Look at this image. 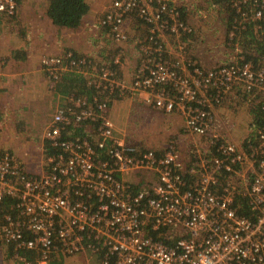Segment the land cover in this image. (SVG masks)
<instances>
[{"label":"built area","instance_id":"2783aa9c","mask_svg":"<svg viewBox=\"0 0 264 264\" xmlns=\"http://www.w3.org/2000/svg\"><path fill=\"white\" fill-rule=\"evenodd\" d=\"M18 1L0 0V15L13 16ZM222 1L234 11L227 40L236 55L213 68L190 61L182 73L165 58L160 33L192 32L176 0H113L99 19L117 40L128 14L150 27L129 87L112 68L119 56L100 64L72 52L41 58L51 86L75 71L111 94L134 92L157 111L179 112L183 132L207 145L189 162L171 140L162 151L137 146L116 133L107 99L57 93L42 134L55 151L45 148L47 170L29 172L0 151V203L15 201L0 215V239L24 264L31 263L17 253L23 249H37L38 264L52 253H88L97 264H264V120L246 145L236 144L216 133L211 109L237 90L264 101V71L253 69L242 44L248 26L264 43V0ZM69 125L93 133L68 140L62 134ZM134 174L152 178L136 188ZM238 197L248 200L250 217L238 214Z\"/></svg>","mask_w":264,"mask_h":264},{"label":"crops","instance_id":"0c3cea01","mask_svg":"<svg viewBox=\"0 0 264 264\" xmlns=\"http://www.w3.org/2000/svg\"><path fill=\"white\" fill-rule=\"evenodd\" d=\"M47 2L48 0H21L17 19L12 20L13 22H20L24 28L21 31L17 26H14L12 28L14 34L17 37L20 36L17 40H12L11 44L0 47V126L3 124L5 128H8V134L12 132L13 134H21L22 136L18 137V140L22 139L24 148L35 147V143H38V136L43 133L42 127L50 119L47 112L48 105L49 103L53 104V108L57 101L54 92L50 90L48 80L41 70L40 58L42 56L60 55L65 50L63 47H71L70 45H72L73 51H76L78 55L87 56L95 64H100L103 61H111L115 55H120L122 52L121 59H124V63H120L119 70L121 74L126 71L127 76L125 74L123 76L130 79L133 70L131 66L137 62L136 58L138 57L134 48H145L148 43L146 39L150 27L135 14H128L126 15L128 17L124 19L122 30L126 38L122 41L113 40L112 34L108 31L109 29L107 30V28L99 25V19L104 16L112 0H86L89 10L84 15L81 25L76 29L55 25L47 15ZM180 2H183L182 5L185 7L187 22L196 27L193 36L187 42L188 45L191 44L188 53L192 55V59L196 60L205 69L233 61L236 55L235 48L234 50L233 48L229 49V53H227V47L224 45L228 29L223 24V16L218 17L217 20H214L213 16H209L207 20L204 19L205 23H203L200 17L205 18V15L200 11L201 9H197L195 4L189 0H181ZM189 4H191V7ZM226 19H228V14ZM4 22L5 19L0 17V27L3 26ZM72 34L73 36L76 35V46L73 45L74 42L70 44ZM158 42L163 46L162 48H169L172 52H174V48H186L184 46L186 44L180 42L179 36H171L168 33H160ZM137 53L141 57L143 52L140 50ZM258 56L264 63V54ZM180 62L182 70L185 71V58L182 57ZM187 72H189L188 69ZM229 93L224 99L235 101L242 98L239 97L238 90ZM139 97L141 96L135 95L129 98V106L134 114L139 113L140 107L142 113L147 111L146 105ZM113 102H116L115 98L112 100L111 105ZM114 106H117V104ZM243 107L242 105L238 108ZM211 109L215 117H221L222 123L226 121L227 106H212ZM127 114L123 130L125 133L131 122L130 119L135 117L134 114H129V112ZM155 114L161 115L157 111ZM173 114L174 117L168 118ZM171 115L160 120V126H150L154 136L151 137L152 139L149 142L162 140L161 144L166 145L163 136L160 137L161 134L168 131L177 134L179 127L181 130L182 118L175 112ZM248 116V122L250 123L251 116L249 114ZM216 129L221 134L220 126ZM5 134H7V131ZM122 135L127 140L132 139L130 135L128 137ZM11 143L12 141L9 139L1 140L0 138L2 147H13ZM185 161L189 162V159ZM139 175L141 176V174ZM146 180L134 178L133 182L142 185V181ZM88 255L89 257H87ZM63 260L64 264L68 261H72L74 264H88L89 261V264H94L96 261L88 253L64 257Z\"/></svg>","mask_w":264,"mask_h":264},{"label":"rangeland","instance_id":"374dc122","mask_svg":"<svg viewBox=\"0 0 264 264\" xmlns=\"http://www.w3.org/2000/svg\"><path fill=\"white\" fill-rule=\"evenodd\" d=\"M180 1L181 0H176L177 4L180 6V8H183V5H182L183 2H180ZM189 1L194 3L197 9H201L200 11H202L203 14L205 15V18L200 17V19L203 23H205L204 19L207 20V18L209 16L210 17L213 16L214 20H217L218 17L223 16L222 17L223 24L226 26L227 29L229 28L228 20L226 19L227 14H228V10H227L225 4L223 3V1H221V2H216L214 0H189ZM20 4H21V0L18 1V7ZM189 5L191 7V4H189ZM18 7L16 10V13L11 17L0 15L1 18L5 19L3 26L0 27V47L3 45H8L10 42L12 43V40H17V38L20 36L19 35L17 37L14 34V30H12V28L14 26H17L21 31L24 28L20 24V22H13V20H12L14 18L17 19ZM193 7H194V5H193ZM153 8L155 9L156 5H153ZM130 15H132V14H130ZM127 17L128 16H126L125 19ZM187 23L191 26L192 32L190 34H186V35L183 34V35L179 36L180 42L185 43L186 45H184V46L186 48H174V52L169 50V48L168 49L164 48L165 58L167 60H169L170 62H177V64L180 65V68H181L180 71L182 73H187V69H189V68H187L188 67L187 63L190 61H194L198 64V66H200V64L196 60L192 59L193 58L192 55H190L188 53L190 50L189 46L191 44L188 45L187 42L193 36L196 27H194V25L190 22H187ZM169 35L175 36L172 34H169ZM70 37H71L70 44H72V42H74L73 45L76 46V35L73 36V34H72V36H70ZM176 37H178V36H176ZM125 38H126V36L124 34V37L122 39H119V41H122ZM113 40H117V39H115L113 37ZM146 41H148V40L146 39ZM224 45L227 47V50H228L227 53H229V49L233 48V46L227 40V33H226V42L224 40ZM70 46L72 47V45H70ZM71 47H63V48H65V50L60 55L59 54L58 55L49 54L46 56L44 55L41 58L49 57V56H62L67 52L75 53L76 51H73V47H72V49H71ZM247 47H249V46H247ZM141 49L142 48H134V51H135L136 55H138V57L136 58L137 62L131 66V67H133V70L130 74V79L124 78L123 74H125L127 76V72L124 71L121 74V72L119 70L120 69L119 65L116 67L117 70L114 69L115 73H116V79H118L119 82L123 83L127 87H129L130 82L132 80V77L134 76L139 65L141 64V60L144 56V53L141 54V57H140V54L137 53ZM233 50H234V48H233ZM121 53H120V55L118 54L115 56H119L120 62L124 63V59L123 58L121 59V56H122ZM182 57L185 58V62H186L185 63V71L182 70V66H181V62H180V59ZM41 58H40V60H41ZM103 62L109 63L111 61H103ZM211 68H213V67H211ZM49 87H50V90H52L54 92V96L57 100L58 95H57L55 88L53 86H51L50 83H49ZM59 94H61V93H59ZM64 95H66V94H64ZM112 95L113 94H111L110 97H112ZM135 95L137 96V94H135L134 92L126 91L123 95H121V96L118 95L115 97L116 102H113V104L111 105V103H112V101H111V103L109 104V108H108L109 118L113 122L114 128H115L117 134H124V135H127V137L130 135L132 137V139L131 138L128 139L130 142H132V143H134L140 147L152 148V149H156L158 151H162V149L171 140L175 143L177 150L179 151L181 157L184 160L191 159L192 157L198 156L199 151L205 149V147L207 145L206 139L202 138V137H197L194 135L185 134L183 132V125L181 126L182 131L180 130V127H179L177 134H174L172 131L171 132L168 131V132H165L164 134H161L160 137L163 136L164 143L165 144L167 143L166 145L161 144L162 140H157V141L152 140L151 142H149L150 139H152L151 137L154 136L152 131L150 130V126H153V127L160 126L159 121L163 120L164 117L171 115L173 112L157 111L156 109L152 108L151 106L146 105L147 111H144L145 113H142V109L140 107L139 113L134 114V113H132V108H130V106H129V102H130L129 98L133 97ZM255 96H256L255 98L257 99L258 98L257 95H255ZM112 98L114 99V97H112ZM117 98H119V100H117ZM139 98L141 99L143 104H145L143 101V97L141 96ZM126 101H127V103H126ZM56 103H57V101L55 102L54 106L56 105ZM115 104H117V106H114ZM242 105L244 106L243 108H241V109L238 108ZM52 106H53V104L51 105L49 103V105H48L49 109L47 111L48 114L50 115L49 118L51 117V113H52V110L54 108V107L52 108ZM213 106H215V107L216 106L217 107L227 106V109H228L226 111V117H225L226 121H224L223 123H222L221 117L218 118V117H215L213 115V119L215 122V129L218 128L219 126L221 128V130H220L221 134H219V132H217V129H216V133L219 134L221 137L226 138L227 140H229L231 142H235L236 144H242L243 142L241 143L240 141L241 140L245 141L251 134V130L249 128V122H248V120H249L248 114L250 115L249 106L250 107H252V106L250 105V101L248 100V98L246 100L241 98V99H238L235 101H231L229 99H227V100L224 99L219 104H214ZM156 111L161 115L159 116V115L155 114ZM128 112H129V114H134L135 117H132L130 119L131 122L129 123L128 130L125 133V131H123L124 130V121L126 120V115H128L127 114ZM174 112L176 114L180 115V117H181V114L179 112H177V111H174ZM155 115H157V116H155ZM172 116L174 117V114L168 118H171ZM154 117H159V118L155 119ZM149 120H150V122H149ZM182 122H183V120H182ZM44 127L45 126L42 127V132H43ZM167 129L169 130V128H167ZM152 130H153V128H152ZM6 131H7V134H5ZM8 133H9L8 128H5L2 124L0 126V134H1L0 138H1V140H5V139L8 140L9 139L10 141H12L11 144L13 145V147H11V146L2 147L0 145V151L8 150L9 152H11L13 154V156L27 168V170L29 172L37 173V174L45 172L47 170V162H46V157H45V154H46L45 153V144H46V142L43 139V135L39 134L38 139H37L38 143H35V147L24 148V143H23L22 139L18 140V137L22 136L21 134H18V133L13 134V132L10 134H8ZM136 139H138V140H136ZM184 155H186V156H184ZM134 178H136L137 180L138 179L143 180V179H147V178L151 179L152 176L151 175L149 176V174H142L141 176L139 174H136V175L134 174V176H132V178H130V180H134ZM1 213L3 214L2 210H0V215H1ZM0 221H1V219H0ZM61 255L63 256V258L75 256V255H63V254H61ZM87 257H89V255ZM21 262H22L21 259L18 258L16 254H14V255L10 254L9 246L4 244L0 239V264H23ZM95 263L97 264V261H95L94 264ZM66 264H74V263L72 261H68V262H66ZM84 264H86V263H84ZM88 264H89V261H88ZM91 264H93V263H91Z\"/></svg>","mask_w":264,"mask_h":264},{"label":"trees","instance_id":"16d2710c","mask_svg":"<svg viewBox=\"0 0 264 264\" xmlns=\"http://www.w3.org/2000/svg\"><path fill=\"white\" fill-rule=\"evenodd\" d=\"M214 1L221 2L222 0ZM223 3L228 10L227 20L229 26L230 21L234 18V11L230 7L228 1H223ZM184 8L185 7L180 8L181 19L187 21L186 11ZM88 10L89 6L86 0H48L47 2V15L51 18L52 22L59 27L70 29L78 28L81 25L82 19L88 12ZM250 28L251 26H248V28L244 29L242 33V44L245 47L243 48L245 59L253 64L254 70L257 71L263 69L264 71V64L261 58L258 56L259 54H264V43L255 39V36ZM75 53H72L73 58L77 59L81 57V55ZM89 61L94 64L92 60ZM116 67V65H112V68L117 70ZM53 87L55 88L57 93L86 96L88 101H90L95 95L101 96L103 99H107L108 104H110L113 100L112 97L115 98L116 96H118V93L114 91L112 93V97H110L111 93L109 92V90L104 89L103 87L98 88L95 85L88 84V80L84 76H82L81 73L75 71H67L60 79L57 80ZM212 93L213 92L210 91L209 94ZM238 94H240L239 97H242L243 99L248 98V100L250 101V105L252 106H249V113L251 116L249 128L251 130V134L245 141H243V144L246 145L247 142L253 138L255 129L264 120V101H262L260 94H257V99L255 98L256 96H250L248 92L245 93L239 90ZM92 133L93 131L87 132L83 125H69L63 132L62 137L68 140H73L74 138H82L87 135L89 136ZM45 148H48L47 144H45ZM48 149L50 152L54 151L53 149ZM135 187L140 188L139 184L137 183L135 184ZM12 205H15L14 200L5 199L0 203V210H2V212H12L10 208ZM235 206L238 214L248 217L251 216L250 206L248 200L245 197H238L236 199ZM36 250L37 249H23L18 251L17 253L19 254V256L25 257V259L31 264H38L37 262L39 259V252ZM9 252L11 255H14L16 253L12 246H9ZM21 263L24 264V262ZM47 264H64L63 256L59 253H52L48 258Z\"/></svg>","mask_w":264,"mask_h":264}]
</instances>
